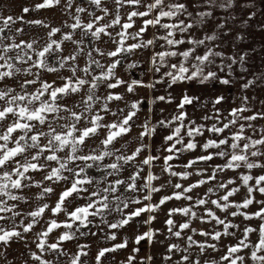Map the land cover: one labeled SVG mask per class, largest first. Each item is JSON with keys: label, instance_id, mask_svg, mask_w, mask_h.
Segmentation results:
<instances>
[{"label": "snow or ice", "instance_id": "1", "mask_svg": "<svg viewBox=\"0 0 264 264\" xmlns=\"http://www.w3.org/2000/svg\"><path fill=\"white\" fill-rule=\"evenodd\" d=\"M87 3L88 7L83 6ZM114 8L110 13L106 6V0H82L80 5L72 11L73 0H67L64 7L66 14L71 16L72 23L65 21L61 27H50L42 20L24 21L23 16L13 17L12 15L0 16V245L5 246V251L0 255L6 258V246L13 239L24 240V234L31 232L34 227L43 219L46 210L53 216L60 213L65 214L63 221L48 219L45 227L35 234V245L37 251H30L29 256L38 264H59L62 256L68 257L67 264H84L82 257L89 253L85 251L88 245H77V251L69 254L63 249V242H70L76 237L84 235H97L89 229L94 221L90 217H99L100 224L96 225L101 231V226L110 230L123 228L129 225L135 218L143 213H152L160 209L162 205L173 199L186 200L189 203L182 207L170 208L167 212L165 225L168 236L181 238L184 230H190L194 234L205 237L204 241H197L193 235L186 238V246L181 248L179 244L171 243L167 246L165 260H172V254H180L175 264H200L199 259H192L190 249L198 248L201 255L212 249L220 251L216 243H208V238L219 242L222 237L231 236L236 240L234 244L225 245L226 251L219 260L205 261L204 264H245V256L240 255L246 249H251L248 259L253 264H264V200H257L254 193L258 192L264 196V174L253 176V169H264V128H257L252 123L258 119H264V111H254L252 115H244L250 111L249 97H240L241 103L238 107L231 108L227 116L217 107L224 100L223 95H217L210 99L202 108L205 114L200 117V122L189 118L186 106L200 103L199 96H190L185 92L180 102L176 105L175 112L169 117H162L152 122L151 117L136 125L141 129L135 138L138 145L130 153L126 154L124 149L127 143L120 148H114V143L129 134L135 124V118L145 101L141 98L130 103L125 102L123 108L117 107L113 110L109 107L112 101H123L124 96L111 91L121 85H126L127 92H135L136 87L155 88L157 83H162L165 78L170 85L178 82L197 81L199 84L218 82L222 85L233 83L234 66L238 67L241 73L248 72V59L253 50H243L239 44L247 39L249 21L256 16V11L250 9V0H199L200 10L195 14L188 11V6L181 0H111ZM61 0H42L34 7H23L22 12L27 14L33 10L56 7ZM248 9L246 16L239 19L233 15L234 7ZM125 7L131 11L121 15ZM144 10L141 11L140 9ZM99 9L102 15H96ZM217 9H224L225 15L215 25L211 33L205 31L202 36L197 37L193 28L202 29L209 18H215ZM87 12L90 19L85 22L80 13ZM113 15V18L106 22L105 17ZM126 17V18H125ZM150 17V18H149ZM184 17V18H181ZM136 18L142 19V25L135 32L130 31ZM21 21L29 25H40L48 28L46 38L37 36L29 39H20L24 29L14 28L13 25ZM231 21V23H230ZM119 27V31L113 34L109 29ZM149 26L156 28L157 32L152 38L145 40L144 34ZM67 27L68 32H63ZM264 30V24L260 26ZM234 28L239 29L231 40L233 51L226 54L220 50L224 43L222 36L232 34ZM79 30V40L73 39V32ZM160 30H163L162 34ZM12 34L9 35L8 33ZM62 33L60 39L54 37ZM91 36L99 41L102 36L115 45L114 50L102 51L96 47L87 53V61L80 67L76 61L83 52L80 47L86 37ZM131 39L134 43H127ZM43 41V43H41ZM65 41H72L76 45L74 51L68 55H62V45ZM162 41L160 48L156 51L154 46ZM219 41V43L217 42ZM187 44V48L181 46ZM153 48L150 56V64L153 73H161L162 68H167L159 79L149 81L147 84L142 80L132 79L125 81L116 75V68L127 55L137 50ZM203 49L202 52H198ZM57 53V64L50 62L51 54ZM93 52L101 56L112 58L107 66L100 63L93 57ZM170 58H179L178 62H170ZM128 68L137 67V62L127 65ZM62 69L71 73L69 76H58L57 79L48 81L43 79L42 73H59ZM98 70V71H97ZM77 73H80L79 75ZM245 77L242 75L241 79ZM5 80L15 82L13 86L4 84ZM258 82H264V74H253L252 78L246 79L241 84L242 90L254 87ZM38 85V86H36ZM104 87L106 94L101 95L98 89ZM31 89V90H30ZM78 95L79 99L72 105L63 103L65 98ZM157 101L168 104L173 103L171 95H160L150 99L149 105ZM211 108L208 109L207 105ZM163 112V109H161ZM114 117L110 122L105 123L106 116ZM211 121L209 124L208 122ZM105 130L104 138L100 140L98 148L92 149L87 155L79 154L86 140L97 136L101 130ZM158 129H168V134L163 136L160 148L156 149L157 155L152 154L151 144H145V138H152L157 134ZM227 132V135L225 133ZM252 134H246V133ZM205 133L209 136L205 137ZM258 135V138H254ZM204 137L201 143L197 138ZM200 149L201 155L187 160L183 164L185 171H175L179 165H173V160L180 159L185 153L195 152ZM148 152L142 160L137 163V158L142 152ZM63 153V155H61ZM105 157H114V162L104 165L112 169L107 176L119 174L124 166L131 164L134 170L127 179H115L109 182L107 187H97L89 191L85 185L93 184V178L87 176L86 169L93 165L89 161H103ZM214 159L224 162L216 164L211 168V174L207 169L199 168L196 175L201 177L185 187L181 183L172 184L171 178L187 180L192 172L187 169L193 168L199 163L210 164ZM163 161L162 173L167 174L170 179L159 186L153 182L160 179V176L153 174L152 168L157 161ZM76 161L85 162L83 166H70ZM53 164L55 166H53ZM149 169L147 175L142 176L144 167ZM247 172H240L238 179L240 185H236L235 178L220 180L218 176L225 171H238L241 168ZM44 172L41 180H35L30 173ZM67 173V175L65 174ZM84 174V175H82ZM103 179H107L104 177ZM141 181H143L141 183ZM255 181V183H251ZM48 182V186L46 185ZM64 182L66 186L59 194L54 206L49 203H36L30 211L24 212L19 209L21 202L31 203V200L44 201L49 194L54 192L51 184ZM212 183V187L195 199L190 193L203 185ZM120 195H112L119 191ZM32 187L39 191L33 198L24 195L25 189ZM165 187L173 189L171 195L162 196L158 203H152L154 193L160 192ZM241 187L246 189L242 200L232 199L240 192ZM223 192V195H219ZM75 195L86 202L77 205L71 210L68 204ZM216 198L213 199L212 197ZM147 202V203H146ZM211 204L221 213H227L224 218L217 215L216 211L208 208ZM253 204L258 205L256 211H247ZM132 205H141L126 211ZM203 207L204 214L198 215L194 208ZM230 209H235L230 211ZM119 214L120 218L109 222L107 216L111 213ZM186 217L185 221L177 225L173 219L175 215ZM230 217H243L244 221L257 219L261 221L258 228L245 225L242 229L239 224L233 223ZM199 219L202 223L215 222L211 231L191 228L192 221ZM27 220V223H25ZM155 216H149L143 224H151ZM7 222V223H5ZM10 225V226H9ZM216 226H222L217 230ZM64 228L55 242L49 243L48 238L55 230ZM89 229L84 232L80 229ZM240 230L241 235L237 237L236 231ZM159 230L151 228L148 231L135 237L138 245L147 239L149 243ZM258 232V241L252 243L249 239L251 233ZM105 240L115 241L116 233L110 231L105 233ZM27 244V241H25ZM128 245L125 238L120 243H114L111 247L100 248L95 256L96 264H102V258L107 253L124 249ZM139 252V248H133V253ZM45 253L56 257L55 261L45 259ZM148 256L146 260H151ZM135 255H129L126 264H134ZM27 264V261H25ZM141 264H145L142 260Z\"/></svg>", "mask_w": 264, "mask_h": 264}, {"label": "crops", "instance_id": "2", "mask_svg": "<svg viewBox=\"0 0 264 264\" xmlns=\"http://www.w3.org/2000/svg\"><path fill=\"white\" fill-rule=\"evenodd\" d=\"M42 0H0V16H8L12 15L13 17H19L23 16L24 21H31V20H42L45 22V24L49 25L50 27H61L65 21L67 23H72V18L68 14L65 13L64 7L67 3V0H61V3L52 8H45V9H40V10H33L30 11L29 13L25 14L22 12L23 7H34L35 4L41 3ZM145 3L150 2V0H144ZM82 3V0H73V8L72 11L75 14V8L77 5H80ZM259 0H250V9L253 11H256L257 14H259ZM85 7H88L87 3L85 2L84 5ZM106 6L109 7L110 13L112 12L114 5L112 4L111 0H106ZM92 11H95L96 15H102L101 11L99 9H90ZM141 11L144 9L141 8ZM248 9H241L240 7H234L233 9V14H243L246 16ZM131 11L130 8L125 7L124 9L121 10V15L122 17L124 16V13ZM256 14V15H257ZM81 18L87 22L90 17L87 12L85 13H80ZM113 18V15H109L105 17L104 21H101V23H106L110 21ZM126 18V17H125ZM150 18V17H149ZM231 23V22H230ZM142 25V19L136 18V23L134 27L130 31H137L139 27ZM14 28H23L24 33L22 36H17V42H19L20 39H29L30 37H45L46 38V33L49 30L48 28L42 27L40 25H29L27 23L17 21L13 26ZM259 25L256 21H254V17L249 21V25L246 31H253L258 29ZM151 27L147 29V32L144 34V39L147 40L151 37H149L148 30ZM239 29L234 28L233 32L231 35L227 37H223L224 43L221 45L222 51H224L226 54H230L233 49L231 47V40L232 37L235 35V32L238 31ZM69 29L67 27L63 28V32H68ZM109 31H112L113 34L115 31H119V27L117 26L115 29H109ZM9 35L12 33L9 32ZM62 33H58L54 38L55 39H60ZM80 31L76 30L73 32V39L74 40H79L80 39ZM248 36V35H247ZM135 41L129 39L127 43H134ZM43 43V41H41ZM81 48H83V52L79 55L78 60L76 63L79 64L80 67H83L87 61V53L98 47L102 51H111L114 50L115 45L108 40L107 36H102L99 41L94 40L90 35L85 38L84 43L80 45ZM63 48V53L62 55H68L70 52L74 51L76 48V45L73 44L72 41H65L64 44L62 45ZM239 48L243 50H253L252 54L249 56L248 59V72L247 73H241L238 67L234 66V75L232 77L233 83L230 85H222L219 84L218 82H212V83H206L204 85L199 84L197 81H186V82H178L174 85H162L159 88H157L154 92L152 91L151 97H156L160 95H169V92H165L170 89V95L173 98V103L168 104L165 102H160L157 101L155 103L156 105V110L158 113V119L162 117H169L172 115L175 110H176V105L180 102V99L182 95L187 92L188 95L190 96H199L200 97V103L199 104H193L191 106H186V110L189 113V118L191 119H196L197 122H200V117L205 114V110L202 108V105H205L206 102L210 99H214L217 95H223L225 97V100L218 105L222 111V113L227 116L228 111L233 108V107H238L241 103L240 97L243 95H247L249 97V108L250 111L245 112L244 115H252L254 111L260 110L264 111V82H258L254 87L249 88L248 90H242L241 89V84L246 82V79L252 78L253 74L260 75L264 74V67H261V60L260 56L258 55V51L260 50V42L259 40H254L253 38H250V35L247 37V39L239 44ZM141 53V56H143L144 60L149 62L150 56L152 54L153 48L149 49H142V50H137ZM93 57L97 60L100 61V63L104 64L107 66L109 63H111L112 58H109L107 56H101L99 53L93 52ZM57 53L53 52L50 56V62L52 64H57L56 60ZM98 71V70H97ZM116 75L120 77L121 79L125 81H129V75L127 73L126 67L124 65H118L116 68ZM78 75L80 73H77ZM69 76L71 75L70 72L67 70L62 69L59 73H47L44 72L42 73V77L45 80L52 81L54 79H57L58 76ZM244 76V79H241V76ZM130 82V81H129ZM57 83H62L61 80L57 79ZM4 84L13 86L15 84L14 81L12 80H5ZM170 84V81H169ZM38 86V85H36ZM127 86L126 85H121L115 89H112L111 91L115 93H120L124 96L123 101H112L109 105L110 108L113 110H116L117 107L123 108L125 105V102H131L133 100H137V94L136 92L129 93L126 90ZM31 90V89H30ZM176 93V94H172ZM98 93L101 95L106 94V89L104 87H101L98 89ZM79 99L78 95H72L63 101V103L67 105H72L75 101ZM149 104L146 103L141 107V110L138 112L137 117L135 118V124L131 130V132L121 138H118V140L114 143L113 147L114 148H120L121 145L127 143V148L124 149L123 151L126 152V154H130L135 147L138 145V141L135 139L141 129L137 127L136 125L141 124L146 117H151L152 122L154 123L153 120V112L152 109L149 108ZM152 106V105H151ZM207 108L210 109L211 105L208 104ZM161 109H163V112H161ZM114 117L111 115L106 116L105 123L110 122L113 120ZM209 124L211 121L208 122ZM254 126L257 128H264V119H258L256 121L252 122ZM168 134V133H167ZM246 134H252L250 132ZM105 135V130H101L100 133L92 138H89L86 140L85 144L82 146V149L79 154L81 155H87L89 154L92 149L98 148L100 140L104 138ZM227 135V132L225 133ZM209 134L205 133V137H208ZM254 138H258V135H254ZM201 143L203 142L204 137H198L197 138ZM163 141L157 140L156 138H145L144 143L145 144H151L152 148V154L157 155L158 153L156 152V149L160 148L161 143ZM204 154L201 152V150L198 148L195 152L192 153H185L180 159L178 160H173L171 163L173 165H179L178 167H175L174 170L176 171H185V169L182 167L183 164L187 162L188 159L193 158L195 156ZM63 155V153L61 154ZM146 155H148V152H142L140 156L137 158V163H139L140 160H142ZM114 157H105L103 161H89L88 163H91L93 166L91 168L86 169V175L93 178V184L91 185H85L89 189V191L95 190L97 187L103 188L107 187L109 185V182L114 181L115 179H127V177L131 174V172L134 170L133 166L131 164L124 166V168L121 170L119 174L112 175V176H107V173L112 172V169L104 167V165L110 164L114 162ZM223 160L219 159V164L223 163ZM264 162V161H262ZM85 162L82 161H76L74 164L70 166H83ZM53 166H55L53 164ZM162 166H163V161H157L155 162V165L151 169L153 174L160 176L163 175L162 173ZM211 162L210 164L206 163H199L195 165L191 169H187V171L192 172L195 174L196 169L199 168H204L208 169V171L211 170ZM147 166L144 167V171L142 173V176L147 175L148 172ZM44 172H36V173H30L34 177L35 180H41L44 176ZM67 175V173H65ZM84 175V174H82ZM104 177H107V179H103ZM188 180V179H187ZM143 181H141L142 183ZM189 182V180H188ZM190 183V182H189ZM154 186L157 184H160V181L157 180L156 182H153ZM184 186L185 180H184ZM48 186V182H46V185ZM54 188V192L49 194L48 197L45 198L44 201H35L34 199L31 200V203L25 204L21 202L19 204V209L27 212L30 211L31 208L36 204V203H49L50 206H54L55 202L59 198V194L64 190L66 185L64 182H58L51 184ZM119 188V186H118ZM39 191L38 188L32 187L30 189H25L24 190V195L33 198L35 194ZM123 188H119V191L115 194H109L110 197L112 195H120L121 192H123ZM86 201L84 199L78 198L75 195L71 198L68 208L71 210L77 205H82ZM147 203V202H146ZM141 205H132L130 208L126 211H131L135 207H139ZM149 217V213H143L141 214L140 217L135 218L129 225H126L123 228L115 229V230H110L106 226H101L103 228V231H101L99 228L96 227V225L100 224V218L99 217H90L94 221L93 225L89 226V229L92 232H97V235H84V236H77L75 240L70 241V242H63L62 247L64 250H66L69 254L75 253L77 251V245H88V247L85 249L89 254L87 256L82 257V261L84 264H96L95 262V256L100 248L103 247H111L114 243H120L122 242L125 238L128 240V245L124 249H119L115 252L107 253L104 258H102V264H126L127 257L129 255H135L136 256V261L134 264H141V261L143 260V255L145 254V246L148 242L147 239L143 240L140 242V244L135 243V237L139 234H142L146 231H148L149 227L148 224H143L142 222L147 220ZM57 219L58 221H63L65 219V214L60 213L58 216H53L52 213L48 210H46L45 215L43 219L40 221L39 224H37L34 229L29 232L24 234V240H17L13 239L12 241L9 242V244L6 246V258L3 255H0V264H25V261H27V264H35L36 261L32 260L29 256L30 251H37L36 245H35V234L43 227H45V221L48 219ZM120 218L119 214L113 212L110 215L107 216L108 221L114 222L115 220H118ZM7 223V222H5ZM25 223H27V220H25ZM10 226V225H9ZM89 229H84L81 228V231L87 232ZM65 231L64 228H60L55 230L53 233L50 234L48 241L49 243L55 242L57 237ZM110 231H114L116 233L117 239L115 241L111 240H105L104 235L105 233H108ZM25 241H27V244H25ZM133 248H139V252L133 253ZM5 251V246L0 245V253H3ZM45 259L53 260L55 261L56 257L52 254L45 253ZM68 262V257L67 256H62L60 258L59 264H67Z\"/></svg>", "mask_w": 264, "mask_h": 264}, {"label": "rangeland", "instance_id": "3", "mask_svg": "<svg viewBox=\"0 0 264 264\" xmlns=\"http://www.w3.org/2000/svg\"><path fill=\"white\" fill-rule=\"evenodd\" d=\"M259 14H257L254 17V21H256L258 23V25L260 26L261 24H264V0H259ZM181 2L185 3L188 6V11H191L195 14L196 11L200 10L201 5L199 4V0H181ZM255 3V0H254ZM236 8V7H235ZM225 15V10L224 9H217L215 12V18H209V20L207 21L206 25L204 26V28L202 29H198V28H193L192 32L197 36L200 37L203 35V33L205 31L211 33L213 30H215V25L219 22V19L221 17H223ZM235 15L238 20L239 19H243L245 17V15L243 14H233ZM184 18V17H181ZM231 22V21H230ZM151 27V26H150ZM246 31V30H245ZM157 29L151 27L148 30V34L149 37H153L154 34H156ZM161 34L163 32V30H160ZM247 35H250V38H253L254 40H259L260 42V50L258 51V55L260 56V60H261V67H264V30H261L260 27H258V29L253 30V31H246ZM247 36V37H248ZM223 38V36H222ZM219 43V41H217ZM163 43L162 41L158 42L155 46L154 49L156 51H160L162 50L160 48V44ZM188 45L185 44L183 46H181V48H187ZM203 49H199L198 52H202ZM128 58L126 60H124L120 65H124L126 67L127 73L129 75V81H131L132 79H137V80H142L144 81L145 84H147L149 81H155L156 79H159V77L162 75V73L164 71H167V68H162L161 69V73H153L152 66L150 64V62H147L144 60L143 56H141V53L139 51H136L135 53L128 55ZM179 58H170V62H178ZM137 62V67L135 68H128L127 65L129 63L132 62ZM162 85H170L169 84V80L167 78L164 79V81L162 83H157L155 85V88H147V87H136L135 92L137 94V100L139 99H143L145 101V104L152 99L153 97H151L152 91L154 92L157 88H159ZM165 92H169L168 94H171L170 89L165 91ZM172 94H176L173 93ZM149 108L152 109L153 112V120L154 122L156 120H158V113L156 110V105L152 104V106L150 105ZM168 133V129H158L157 134L154 136V138H156L157 140L163 141V136L167 135ZM161 143V142H160ZM162 144V143H161ZM216 164H219V159H214L213 161H211V166H214ZM212 168V167H211ZM197 170V169H196ZM208 170V169H207ZM176 171V169H175ZM240 172H247V169L245 168H241L238 171H225L224 173L220 174L218 176V179L220 180H228L229 178H235L236 179V185H231L230 187H235L240 185V180L238 179V175ZM196 173V172H195ZM207 174H211V170L207 171ZM251 174L253 176H258L261 174H264V169H253ZM201 177L197 176L196 174L191 175L188 180H185V187H187L189 184L195 182L196 180L200 179ZM170 179V177L167 174H163L160 175V184H156L155 186H159L161 184H165L166 181H168ZM172 180V184L175 183H181L184 184V180H181L179 178H171ZM156 182V181H155ZM251 183H255V181H252ZM212 187V183L210 182L209 184L203 185L199 188L194 189L190 195L193 196V198L195 199L198 195L202 196L207 188ZM173 189L171 187H165L164 189H162L160 192L158 193H154L153 197H152V203H158L160 198L162 196L165 195H171L172 194ZM246 193V189L241 187V190L239 193H237L232 199L236 200V201H240L242 200V198L244 197ZM223 192H220L219 195H223ZM254 196L257 200H264V196H262L260 193L256 192L254 193ZM213 199H215L216 197L213 196ZM189 203V201L186 200H171L166 202L164 205H162L160 207L159 210H157L156 212H152L149 213V216H155V220L152 221L151 224H148V227L155 230H159V232L156 233V235L153 238V242L149 243L147 242L146 246H145V254L143 255V260L145 261V264H175V262L177 260H179L180 258V254L174 253L172 254V260H165L164 256L167 252V246L171 243H176L179 244L181 246V248L186 246V238L188 235H193L194 239L197 241H204L206 238L203 236H200L198 234H194L192 233L190 230H184V232L182 233V237L181 238H175V237H171L170 239H166V236H168V232H167V227L165 225V220L168 218L167 217V212L170 208L173 207H182L185 206ZM208 208H212L213 211H216L217 215L221 216V218H224L227 213H221L219 212V210L215 209V207L211 204L207 205ZM259 206L256 204H253L249 207V209L247 211L249 212H254L257 210ZM235 209H230V211H234ZM194 211L197 212L198 215H203L204 214V208L203 207H198V208H194ZM173 219L176 221L177 225H179L180 223L184 222L186 217L182 216V215H175L173 216ZM228 219L232 220L233 223L239 224L241 226V229L245 226V225H250L252 227L258 228V225L261 223V221L257 220V219H253L250 221H244L243 217H230L228 216ZM215 225V222L212 221L211 223H202L199 219H194L192 221L191 224V228H195L197 229V232H199V230H206V231H211L213 229ZM217 230H221L222 226H216ZM236 231V235L237 237H240L241 232L240 230H234ZM258 232H254L251 233L249 236V239L252 243H255L258 241ZM208 243H216L217 247L220 249V251L218 252H214L212 249H208L206 253H204L203 255L200 254L199 249L198 248H193L190 249V252L192 253V259H199L200 260V264H204L205 261H212L213 259L215 260H219L220 256L224 254V252L226 251V247L225 245L228 244H234L236 243V240L233 239V237L228 236V237H222L221 240L219 242L216 241H212L210 238H208ZM251 249H246L243 252L240 253V255L245 256V264H253V262L248 259V255L250 253ZM264 254V253H262ZM148 256H151L152 259L146 260V258ZM35 264H38V262H36ZM191 264V262H190Z\"/></svg>", "mask_w": 264, "mask_h": 264}]
</instances>
